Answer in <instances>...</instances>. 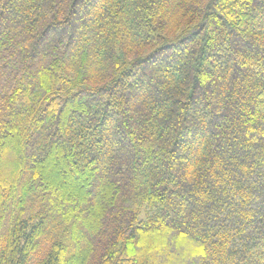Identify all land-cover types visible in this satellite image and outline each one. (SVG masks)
I'll return each instance as SVG.
<instances>
[{"label":"trees","instance_id":"1","mask_svg":"<svg viewBox=\"0 0 264 264\" xmlns=\"http://www.w3.org/2000/svg\"><path fill=\"white\" fill-rule=\"evenodd\" d=\"M0 264H264V0H0Z\"/></svg>","mask_w":264,"mask_h":264}]
</instances>
